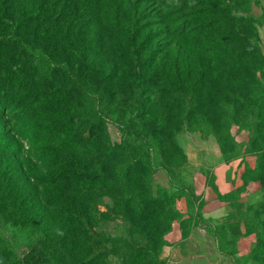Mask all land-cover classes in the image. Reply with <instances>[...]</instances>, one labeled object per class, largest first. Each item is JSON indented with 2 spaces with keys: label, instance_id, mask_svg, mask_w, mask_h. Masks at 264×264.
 <instances>
[{
  "label": "rangeland",
  "instance_id": "rangeland-1",
  "mask_svg": "<svg viewBox=\"0 0 264 264\" xmlns=\"http://www.w3.org/2000/svg\"><path fill=\"white\" fill-rule=\"evenodd\" d=\"M8 6L15 18L25 13L30 16L37 9L47 13L46 22H34V16L30 24L25 23V34L51 60L53 75L45 77L37 72L28 57L18 52L11 36L13 30L0 25V80L4 74H9L14 76L12 82L16 86L0 109V140L5 136L9 141L5 151L0 143V201L4 203L8 198L7 203L14 205L20 189H26V194L34 192L36 196L31 193V199L37 200L35 215L37 222L41 223L38 232H20L16 220L0 209V264H60L64 250L74 252V264H80L82 258L90 260L84 226L77 233L68 231L65 228L68 221L60 213L61 207L49 206L46 201L47 185L38 184L33 178L51 174L56 166L39 155V148H44L50 156H57L59 153L54 148L60 146V128L77 121L85 104H93V91L100 89L106 92L107 103L112 110L107 122L112 145H122L125 139L130 138L132 151H141V140L148 134L150 139L153 138L155 129L150 131V125L158 129L163 127L166 134L174 138L171 144L175 143L180 150L163 147L160 154L156 148L149 149L156 169L152 178L153 195L163 200L169 211L176 210L181 215L179 203L186 199L182 194L191 195L194 214L199 212L198 226L205 227L204 222L207 221L201 220L202 205L192 183L195 170L188 163L183 140L187 137L213 138L228 161L243 159L242 185L228 195L229 199H235L237 213L233 218L216 224L229 223L225 234L229 236L230 247L236 254L235 257H227L219 250L218 256L213 252L211 256L218 264H261L254 259V250L258 244L260 223L264 221V216L257 217L255 208L264 201V183L256 180V173L264 162V151H261L264 129L260 126L264 121L258 116L259 110L264 111V65L256 64L253 57L248 63L241 62L248 74L245 86L243 83L240 86L252 95L248 103L241 100L235 110L232 107L229 110L231 138L223 146L214 129L208 131L205 130L207 127L201 128L202 124L196 123L203 114L191 112L193 85L188 78L194 73L196 62L192 59L184 63L188 65L187 69L183 65L177 68L175 65L178 60L186 62L185 50L188 44L194 43L195 35L191 34L194 30L208 23L219 28L233 17L232 27L242 37L237 42L245 45L247 40L252 47L257 43L264 57V0H11ZM251 18L252 23L247 21ZM254 20L257 22L256 31ZM240 31L246 32L245 35ZM254 34L258 39L256 43ZM135 68L142 81L140 92L133 91L135 87L130 83V74ZM172 69L170 81L174 84L182 82L177 87L185 115L179 117L176 113L174 119H166L162 107L170 102L167 96L160 94L159 88L163 74L166 77ZM253 76L259 82L253 80ZM24 90L30 92L29 95ZM83 90L87 94L86 99ZM134 108L148 114L138 119L143 130L133 126L136 120V115H132ZM212 113L207 112V118ZM26 129L28 131L25 132ZM81 132L76 134L77 143L94 138L90 132L83 129ZM155 132L162 140L161 132ZM255 150L260 151L256 154ZM2 156L7 159L8 167L2 165ZM31 167L33 171H30ZM213 178L207 174L208 183H213ZM251 183L259 186L257 192L260 194L254 196L250 205L242 199L241 190ZM175 222L171 223V228ZM154 225L155 229L151 228L153 233L164 228L157 221L153 222ZM102 229L114 237L126 238L128 234V225L124 221L107 223ZM64 239L67 243L68 240H76L82 248L77 244L59 248V241ZM167 244L166 241L157 250L160 264L166 263L160 259V252ZM225 257L227 261H223Z\"/></svg>",
  "mask_w": 264,
  "mask_h": 264
},
{
  "label": "trees",
  "instance_id": "trees-1",
  "mask_svg": "<svg viewBox=\"0 0 264 264\" xmlns=\"http://www.w3.org/2000/svg\"><path fill=\"white\" fill-rule=\"evenodd\" d=\"M10 2L11 0H0V25L4 24L13 30L11 36L18 52L28 57V61L37 72L45 77L52 76L51 60L43 50L30 42L25 34L27 30L25 23L30 24V19L34 16H36L33 18L34 22L38 20L46 22L47 13L37 9L32 11L30 16L25 13L15 18V14L9 11ZM234 19L235 17L228 18L226 25L219 28L208 23L194 30L191 33L195 35L194 43L186 46L185 54L188 56L186 62L178 60L175 65V67L183 65L187 69L188 65L185 64L192 59L196 62L194 73L188 78L193 85L194 99L191 112L201 116L203 114L196 123L202 124L201 128L207 127L205 130L214 129L222 146L231 138L229 110L231 107L235 110L241 104V100L248 103L252 95L250 91L240 86L242 83L245 86L248 74L241 62L248 63V60L253 57L256 64L264 65V57L256 43L258 41L256 34H254L256 43L254 47L247 40L245 45L239 44L237 40L242 37L238 36L232 27ZM247 21L252 23V18L251 21ZM253 23L254 31H256L257 22L254 20ZM240 33L245 35L246 32L240 31ZM252 50H254L253 53ZM173 69L168 71L166 77L165 73L163 74L162 85L159 82L160 94L163 97L167 96L170 102L162 107V111L164 109L163 112L166 113V119L171 117L174 119L176 113H179V117L185 115V106L179 101L180 89L177 87L182 82L174 84L170 81ZM132 70L130 83L135 87L133 91L140 92L141 77L136 75V68ZM18 75H21V72ZM13 77L4 74L3 79L0 80V109L3 103L10 99L13 88L16 87L12 82ZM253 80L259 82L256 76H253ZM164 85L166 88L162 89ZM24 86H27L26 83ZM25 93L29 95L30 92L25 91ZM82 94L86 99L85 90ZM93 94V104H85L83 112L78 116L79 119L60 128V146L54 148L59 154L50 156L44 148H39V155L48 159L49 164L56 166L51 174L33 179L38 184L47 185L45 195L48 199L46 201L49 206L61 207L60 213L68 221L65 225L68 231L77 233L80 227L84 226V233L88 236L85 243L90 246L91 258L89 261L82 258L80 264H160L157 250L166 244L165 237L172 230L171 223L180 221L183 217L176 210L169 211V208L164 206L163 200L153 195L152 178L156 169L152 165L149 149L156 148L157 152L162 154L163 147L170 150L174 147L177 150L180 148L175 143L171 144L174 138L166 134L167 130L165 131L163 127L158 129L153 125L149 126L150 131L155 129L153 138L150 139L148 134L143 139L144 142L141 140V151H132L133 141L130 138L125 139L122 145H112L107 129L112 110L108 106L106 92L100 89L93 91ZM210 111L213 113L210 118H207L209 117L207 112ZM143 114L148 115L136 108L132 111V115H136L133 126L138 130L144 129L138 120ZM258 116L264 121L263 110H259ZM260 126L264 129V122ZM81 129L92 133L94 138L77 143L78 135L76 134L82 133ZM156 130L161 132L162 140L157 138ZM258 141H260L259 138ZM0 143L4 151L8 149L9 141L5 136H1ZM258 151L260 150H255L256 154L259 153ZM261 151H264V147ZM224 152L226 153L225 150ZM177 161L180 163V158ZM167 163L169 164V160ZM2 165L8 167V161L3 156ZM33 170L34 168L31 167L30 171ZM171 179L173 187V177ZM256 180L264 183V162L256 173ZM182 192H184L183 189ZM26 193V189H20L16 194L18 198L14 205L7 203L8 198L4 203L0 201V209H4L6 216L16 220L15 224L20 232H38L41 223L37 222L35 215L38 209L37 200L34 202L31 199L32 194L34 196L36 194ZM182 196L187 199L189 213L193 215L195 212L193 197L184 193ZM229 198L224 197L225 200ZM102 208L104 210H101ZM255 208L257 217L264 216V201ZM117 221H124L128 225L126 238L111 236L102 229L103 225ZM155 221L164 228L157 229V232L153 233L151 228L155 229V225L153 226ZM204 226L217 239L220 252L227 257H235L236 253L230 247L229 236L225 234L229 223L216 226L204 222ZM66 240L59 241V248H64V245L68 244L71 246L77 244V247L82 248L76 240H68V243ZM74 255L73 251L64 250L60 264L76 263ZM254 259L264 264V221L260 223Z\"/></svg>",
  "mask_w": 264,
  "mask_h": 264
},
{
  "label": "crops",
  "instance_id": "crops-1",
  "mask_svg": "<svg viewBox=\"0 0 264 264\" xmlns=\"http://www.w3.org/2000/svg\"><path fill=\"white\" fill-rule=\"evenodd\" d=\"M189 165L194 168L193 187L201 202V220L216 225L233 218L237 213L235 199L225 200L223 197L234 193L241 185L240 176L244 161L227 160L215 139L187 137L182 142ZM214 176L213 183H208L207 174ZM259 186L254 183L244 186L241 190L242 199L254 202L259 195ZM182 220L173 224L167 235V245L160 252V259L165 264H218L212 259V252L219 255L218 241L209 231L196 225L197 213H189L188 202L182 199L179 203ZM227 261V257H225Z\"/></svg>",
  "mask_w": 264,
  "mask_h": 264
}]
</instances>
